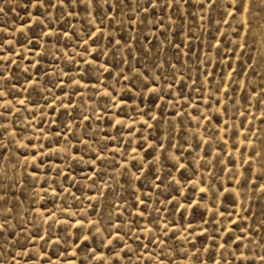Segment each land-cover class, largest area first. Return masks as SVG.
Here are the masks:
<instances>
[{"label":"rangeland","instance_id":"rangeland-1","mask_svg":"<svg viewBox=\"0 0 264 264\" xmlns=\"http://www.w3.org/2000/svg\"><path fill=\"white\" fill-rule=\"evenodd\" d=\"M0 9V264H264V0Z\"/></svg>","mask_w":264,"mask_h":264},{"label":"snow or ice","instance_id":"snow-or-ice-1","mask_svg":"<svg viewBox=\"0 0 264 264\" xmlns=\"http://www.w3.org/2000/svg\"><path fill=\"white\" fill-rule=\"evenodd\" d=\"M0 12H3V9H0ZM85 119H87V117ZM0 227H2V226H0Z\"/></svg>","mask_w":264,"mask_h":264}]
</instances>
